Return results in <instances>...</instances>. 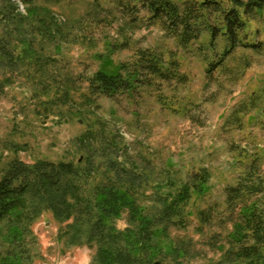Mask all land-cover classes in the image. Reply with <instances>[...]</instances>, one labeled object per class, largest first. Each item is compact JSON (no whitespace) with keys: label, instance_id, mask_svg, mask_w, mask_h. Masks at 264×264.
<instances>
[{"label":"rangeland","instance_id":"1","mask_svg":"<svg viewBox=\"0 0 264 264\" xmlns=\"http://www.w3.org/2000/svg\"><path fill=\"white\" fill-rule=\"evenodd\" d=\"M141 1L34 0L29 7L13 0L17 8L10 11L8 0H0V14L53 20L56 38L48 40L43 34L35 47L39 55L53 59L44 69L59 77V83L66 79L63 86L44 80L43 71L34 66L32 76L5 82L0 68V179L17 160H82L76 140L85 133L118 135L132 157L150 160L158 172L169 167L179 181L199 169L210 173L205 194L194 195L188 207L192 215L187 229H172L158 241L164 264H242L224 256L231 224L222 218L225 189L252 163L264 171V10L247 16L240 33L244 43L259 48H237L208 73L210 63L227 48L224 38L211 46L206 30L183 46ZM173 1L182 5L189 0ZM219 1L230 6L227 0ZM220 20L214 13L207 14L205 22L219 25ZM3 27L0 22V37ZM143 52L160 56L165 70L176 64L173 79L138 67ZM99 70L127 78L133 74L131 79L138 81L114 97L92 93L93 100L84 101L82 95L89 93L86 79ZM64 90L67 95L59 101ZM64 99L72 102L64 104ZM201 211L212 213L210 223H201ZM63 226L49 211L33 223L39 255L34 264H91L96 249L66 245L59 235ZM116 226L128 227L127 212Z\"/></svg>","mask_w":264,"mask_h":264},{"label":"trees","instance_id":"2","mask_svg":"<svg viewBox=\"0 0 264 264\" xmlns=\"http://www.w3.org/2000/svg\"><path fill=\"white\" fill-rule=\"evenodd\" d=\"M16 1L29 7L34 3ZM227 1V8L219 0H189L182 5L173 0H142L141 4L153 19H163L167 32L183 46L206 30L211 33V46L219 37L224 38L227 48L219 60L210 63L208 73H213L237 48H259L244 43L240 33L247 26V16L263 12L264 0ZM11 2L8 0L6 9L14 11L17 6ZM214 13L220 15L219 25L205 22L206 15ZM52 21L46 15L0 14L5 31L0 37V68L5 71V82L25 74L32 76L34 66L38 73L43 71L44 80L58 85L66 81L59 83V77L44 69L53 59L42 57L35 47L43 34L48 40L56 38ZM140 59L137 66L150 75L163 79L175 76L176 64L165 70V62L158 55L143 52ZM23 64L27 67L20 68ZM132 76L96 71L86 79L89 93L82 95L84 101L91 102L92 93L114 97L131 90L133 82L138 81ZM42 86L45 89V84ZM66 91L59 94V101ZM49 92L45 89L46 94ZM76 142L82 160H17L0 179V264H34L39 255L32 225L45 211L64 224L59 235L66 245L96 249L91 264H164L158 241L168 237L172 229H187L192 215L188 207L194 195L205 194L209 171L199 169L179 181L169 167L158 172L150 160L132 157L118 135L85 133ZM161 174L163 178L159 179ZM150 181L153 184L148 188ZM225 195L226 217L222 219L231 224L225 258L242 264H264V171L256 163L250 164L236 183L225 189ZM125 212L128 227L120 230L116 220ZM210 213L199 212L203 225L211 222Z\"/></svg>","mask_w":264,"mask_h":264}]
</instances>
